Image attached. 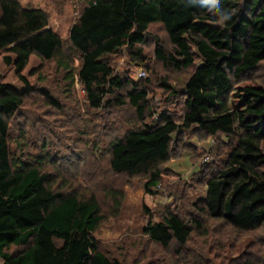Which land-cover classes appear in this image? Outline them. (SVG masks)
I'll return each mask as SVG.
<instances>
[{
    "label": "trees",
    "instance_id": "16d2710c",
    "mask_svg": "<svg viewBox=\"0 0 264 264\" xmlns=\"http://www.w3.org/2000/svg\"><path fill=\"white\" fill-rule=\"evenodd\" d=\"M154 24L163 26L173 46V52L166 54L158 45L159 60L176 71L194 67L184 88L173 92L184 99L183 116L178 124L164 115L115 141L111 170L149 176L145 188L150 191L167 177L159 166L170 160L179 134L195 127L211 137L224 135L236 145L226 169L206 183L203 212L237 231L257 230L264 225V87L236 85L264 63V0H246L244 6L236 0H219V4L215 0H92L69 34L80 55L79 83L92 109L104 108L107 97L125 91L114 103L124 106L127 100L140 119L149 111L147 91L133 82L123 83L106 59L144 45ZM2 52L7 54L4 63L14 65L28 92L23 72L33 56L56 63L71 82L75 80L72 58L65 54L46 13L24 9L21 0H0ZM46 98L57 105L48 94ZM24 99L0 75L2 264H122L99 250L94 234L103 216L96 198L55 191L51 175L43 169L45 159H22L29 143L13 120ZM14 132L22 135L21 141H16L19 136L14 138ZM144 232L164 248L173 242L184 247L191 235L176 210L168 212L162 223H149Z\"/></svg>",
    "mask_w": 264,
    "mask_h": 264
},
{
    "label": "rangeland",
    "instance_id": "374dc122",
    "mask_svg": "<svg viewBox=\"0 0 264 264\" xmlns=\"http://www.w3.org/2000/svg\"><path fill=\"white\" fill-rule=\"evenodd\" d=\"M91 1L21 0L24 9L46 13L50 28L63 41L65 54L72 58L75 74L71 82L68 73L56 63L33 56L23 72L30 87L28 92L14 65L4 63L7 54L0 53L3 82L25 97L24 107L13 120L14 127L26 133L29 143L22 159H45L43 169L51 175L55 191L96 198L103 216L94 234L99 250L122 264H264V225L240 232L203 212L206 183L226 169L235 140L224 135L211 137L195 127L182 132L172 143L170 160L159 166L167 177L150 191L145 188L149 176L112 172L111 145L115 141L164 115L180 124L184 99L173 92L184 88L194 67L176 71L159 60L158 45L166 54L173 52V46L163 26L154 24L144 45L123 49L106 59L123 83L133 82L139 90L147 91L149 111L140 119L127 100L124 99V106L114 103L115 98L126 95L125 91L107 97L104 108L92 109L78 79L80 55L69 41L70 30ZM236 1L244 6L246 0ZM247 86L264 87V63L236 88ZM46 94L56 106L49 104ZM14 138L21 141L22 135L14 132ZM11 144L15 154L16 144ZM262 149L264 152V141ZM174 210L190 227L191 235L184 247L173 242L164 248L153 243L144 230L149 223H162L167 213Z\"/></svg>",
    "mask_w": 264,
    "mask_h": 264
},
{
    "label": "clouds",
    "instance_id": "9594fccd",
    "mask_svg": "<svg viewBox=\"0 0 264 264\" xmlns=\"http://www.w3.org/2000/svg\"><path fill=\"white\" fill-rule=\"evenodd\" d=\"M215 2H216L217 4H219V0H215ZM227 19H229V16H228V15L225 17V20H227ZM220 23H223V22L220 21Z\"/></svg>",
    "mask_w": 264,
    "mask_h": 264
}]
</instances>
